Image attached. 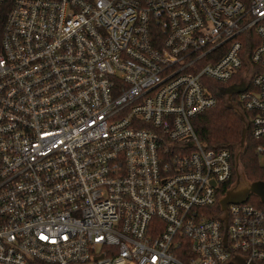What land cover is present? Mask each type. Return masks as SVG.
<instances>
[{
	"label": "built area",
	"instance_id": "1",
	"mask_svg": "<svg viewBox=\"0 0 264 264\" xmlns=\"http://www.w3.org/2000/svg\"><path fill=\"white\" fill-rule=\"evenodd\" d=\"M219 99L264 166V0H0V264H264Z\"/></svg>",
	"mask_w": 264,
	"mask_h": 264
},
{
	"label": "trees",
	"instance_id": "2",
	"mask_svg": "<svg viewBox=\"0 0 264 264\" xmlns=\"http://www.w3.org/2000/svg\"><path fill=\"white\" fill-rule=\"evenodd\" d=\"M193 126L199 140L207 147L226 148L234 153L244 138L238 158L242 171L251 180L264 183V166L259 164L255 154L256 143L249 130L243 136L244 117L238 109L219 99L213 108L199 113L193 119Z\"/></svg>",
	"mask_w": 264,
	"mask_h": 264
},
{
	"label": "rangeland",
	"instance_id": "3",
	"mask_svg": "<svg viewBox=\"0 0 264 264\" xmlns=\"http://www.w3.org/2000/svg\"><path fill=\"white\" fill-rule=\"evenodd\" d=\"M240 150H241V148H238L234 152V156L236 158H239ZM239 167L241 169L240 180H238L239 182L237 181V177H235L234 180L229 185L228 190L221 194L222 198L224 199L226 194L227 193L229 194L230 191H232V193H234V195H232V194L229 195V198H236L237 196H243L246 194H251L250 198L253 201H255V199L260 200V198L256 196L257 195L256 192L253 190L255 185H256L255 180H251L252 178H248L249 176H247L243 173L240 163H239Z\"/></svg>",
	"mask_w": 264,
	"mask_h": 264
},
{
	"label": "water",
	"instance_id": "4",
	"mask_svg": "<svg viewBox=\"0 0 264 264\" xmlns=\"http://www.w3.org/2000/svg\"><path fill=\"white\" fill-rule=\"evenodd\" d=\"M245 132H246V128H244V131H243V136L245 135ZM243 140H244V138L242 139V142H241V146H243ZM259 184V183H258ZM255 186H257V183H256V185Z\"/></svg>",
	"mask_w": 264,
	"mask_h": 264
},
{
	"label": "flooded vegetation",
	"instance_id": "5",
	"mask_svg": "<svg viewBox=\"0 0 264 264\" xmlns=\"http://www.w3.org/2000/svg\"><path fill=\"white\" fill-rule=\"evenodd\" d=\"M238 182H239V181H238ZM254 188H255V187H254ZM231 194L234 195V193H232V191H230L229 195H231Z\"/></svg>",
	"mask_w": 264,
	"mask_h": 264
}]
</instances>
